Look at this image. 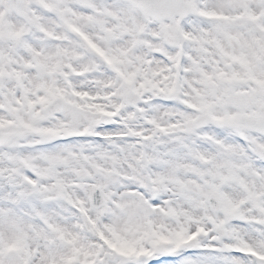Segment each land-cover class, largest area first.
<instances>
[{
	"label": "snow or ice",
	"instance_id": "1",
	"mask_svg": "<svg viewBox=\"0 0 264 264\" xmlns=\"http://www.w3.org/2000/svg\"><path fill=\"white\" fill-rule=\"evenodd\" d=\"M0 264H264V0H0Z\"/></svg>",
	"mask_w": 264,
	"mask_h": 264
}]
</instances>
